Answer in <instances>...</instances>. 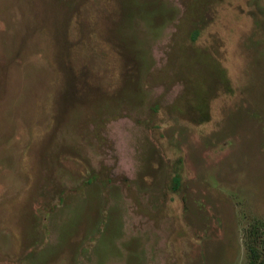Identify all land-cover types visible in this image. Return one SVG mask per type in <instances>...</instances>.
<instances>
[{"label": "rangeland", "instance_id": "obj_1", "mask_svg": "<svg viewBox=\"0 0 264 264\" xmlns=\"http://www.w3.org/2000/svg\"><path fill=\"white\" fill-rule=\"evenodd\" d=\"M263 242L264 0H0V264Z\"/></svg>", "mask_w": 264, "mask_h": 264}, {"label": "trees", "instance_id": "obj_2", "mask_svg": "<svg viewBox=\"0 0 264 264\" xmlns=\"http://www.w3.org/2000/svg\"><path fill=\"white\" fill-rule=\"evenodd\" d=\"M171 179H172L173 188L175 190H178L182 184V173L180 172V170L176 171ZM257 258L259 259V264H264V248L262 250L261 256L259 257L257 256ZM251 264H257V259L255 258Z\"/></svg>", "mask_w": 264, "mask_h": 264}]
</instances>
